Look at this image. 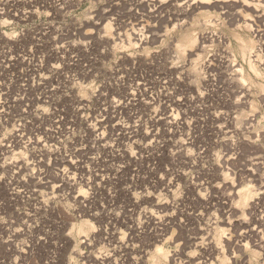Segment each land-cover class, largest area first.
<instances>
[{"label":"rangeland","instance_id":"obj_1","mask_svg":"<svg viewBox=\"0 0 264 264\" xmlns=\"http://www.w3.org/2000/svg\"><path fill=\"white\" fill-rule=\"evenodd\" d=\"M0 264H264V0H0Z\"/></svg>","mask_w":264,"mask_h":264},{"label":"bare ground","instance_id":"obj_2","mask_svg":"<svg viewBox=\"0 0 264 264\" xmlns=\"http://www.w3.org/2000/svg\"><path fill=\"white\" fill-rule=\"evenodd\" d=\"M71 181H72L71 179L68 180V182H71ZM79 231H80V233H82V229H81V228H80ZM164 257H165V256H164Z\"/></svg>","mask_w":264,"mask_h":264}]
</instances>
